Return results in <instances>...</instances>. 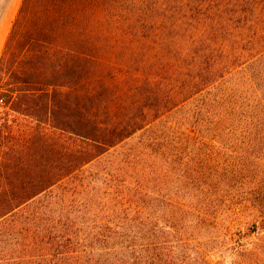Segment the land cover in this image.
<instances>
[{
    "label": "trees",
    "instance_id": "1",
    "mask_svg": "<svg viewBox=\"0 0 264 264\" xmlns=\"http://www.w3.org/2000/svg\"><path fill=\"white\" fill-rule=\"evenodd\" d=\"M0 88V264H264V0H21Z\"/></svg>",
    "mask_w": 264,
    "mask_h": 264
},
{
    "label": "rangeland",
    "instance_id": "2",
    "mask_svg": "<svg viewBox=\"0 0 264 264\" xmlns=\"http://www.w3.org/2000/svg\"><path fill=\"white\" fill-rule=\"evenodd\" d=\"M21 0H0V32H4L3 40L0 43V54L2 47L4 45L5 39L8 35V32L11 27V23L15 17V14L18 10ZM0 96L1 95V88H0ZM3 97V96H2ZM0 112L2 114H10V116H15L20 118L19 115L10 112L7 108L5 103L0 104ZM248 237H245L243 240H246ZM214 257V256H213Z\"/></svg>",
    "mask_w": 264,
    "mask_h": 264
},
{
    "label": "crops",
    "instance_id": "3",
    "mask_svg": "<svg viewBox=\"0 0 264 264\" xmlns=\"http://www.w3.org/2000/svg\"><path fill=\"white\" fill-rule=\"evenodd\" d=\"M3 37H4V32L2 31V32H0V43L3 40Z\"/></svg>",
    "mask_w": 264,
    "mask_h": 264
},
{
    "label": "built area",
    "instance_id": "4",
    "mask_svg": "<svg viewBox=\"0 0 264 264\" xmlns=\"http://www.w3.org/2000/svg\"><path fill=\"white\" fill-rule=\"evenodd\" d=\"M3 103H5V101H4L3 97L0 96V104H3Z\"/></svg>",
    "mask_w": 264,
    "mask_h": 264
}]
</instances>
